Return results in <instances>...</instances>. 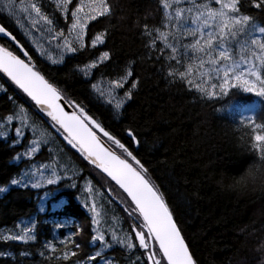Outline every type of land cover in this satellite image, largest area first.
Returning a JSON list of instances; mask_svg holds the SVG:
<instances>
[{
    "label": "trees",
    "instance_id": "obj_1",
    "mask_svg": "<svg viewBox=\"0 0 264 264\" xmlns=\"http://www.w3.org/2000/svg\"><path fill=\"white\" fill-rule=\"evenodd\" d=\"M38 2L54 19L57 28L66 29L64 17L54 11L53 0ZM108 2L112 6L111 15L90 22L85 38L87 41L93 34L105 32L104 43L95 48L86 46L67 56L61 64H52L40 56L15 19L6 13H0V25L16 36L31 56L36 70L53 83L69 103L82 106L141 160L151 181L163 193L197 264H264V191L238 194L216 183L221 172L238 174L257 159L256 154L245 147L250 144L251 128L240 120L242 116L254 115L257 123H264V107L254 108L247 115L236 112L234 107L261 104L260 99L232 90L227 96L207 100L185 83H169L170 78L161 67L162 61L146 47L147 37L142 34L144 23L149 26L161 23L158 0ZM259 22L264 25V16L259 17ZM0 43L27 60L13 42L0 39ZM101 51H109V59L93 68L89 76H84L77 66L93 60ZM128 67L133 75L122 93L133 80L138 84L132 90V98L117 114L91 85L116 79ZM0 84L6 89L0 92V118L18 111L17 105H23L31 122L47 129L51 138H55L43 145L34 157L25 158L23 153L34 138L31 129H26L20 142L13 144L18 123L9 125L0 119V125H4L0 131L7 133L6 138L0 137V186L8 188L6 193H0V237L19 232L25 222L35 224L36 235L35 241L27 243L0 239V251L9 253L0 256V264H72L76 257L68 261L58 259L60 253L49 252L44 245L51 242L56 248H62L60 241L77 227L80 231L73 239L80 244L78 257L83 260L98 250L99 243L90 242L91 216L77 199L83 194L81 186L88 180L100 188L103 200L122 229L130 232L131 221L120 203L123 196L118 187L68 148L50 127V120L3 73H0ZM126 129L134 131L139 145L129 141ZM56 146L64 149V154L76 167V188L69 187L71 181L66 178L39 189L11 185V178H19L33 165L51 162ZM115 150L120 154L119 149ZM18 154L20 158L14 159ZM45 197L64 201L58 210L44 211ZM58 220H66L70 226L56 230ZM142 251L138 247L131 251L114 247L103 256L116 264H139L136 257ZM98 262L99 258L93 264Z\"/></svg>",
    "mask_w": 264,
    "mask_h": 264
},
{
    "label": "snow or ice",
    "instance_id": "obj_2",
    "mask_svg": "<svg viewBox=\"0 0 264 264\" xmlns=\"http://www.w3.org/2000/svg\"><path fill=\"white\" fill-rule=\"evenodd\" d=\"M53 3L54 11L64 17L66 32L65 28L57 29L54 19L43 10L38 0H19V6L17 0H0V13L15 19L21 29L24 27L21 17L25 15L32 27L46 25L45 30L51 34L50 40L60 39L56 45L59 58L47 57L53 64L63 62L66 54L104 43L105 32L95 33L87 41L85 38L90 22L111 15L112 6L108 0H76L74 5L73 0H53ZM158 3L162 13L160 25L144 23L142 34L147 37L146 47L150 52L157 53L156 59L162 61L161 67L170 78L169 83H185L190 90H195L207 100L227 96L232 90L252 94L260 99L261 104L245 106L247 110L264 107V25L259 22V17L264 16V0H158ZM69 5H73L71 9ZM0 39L13 42L27 58L22 59L5 43H0V73L34 102L40 113L50 120L51 126L63 135L67 145L114 182L123 196L120 200L123 210L131 221L130 232L118 230L115 225L105 229L92 181L88 180L82 189L85 195L81 203L91 213L93 235L90 242L93 245L98 242V250L83 260L78 257L80 244L73 237L79 234V227L60 241L62 248H56L51 242H46L44 247L49 252H59L57 258L64 261L76 257L72 264H93L98 258L104 264H112L110 260L105 261L102 253L117 245L129 251L137 247L143 250L136 257L139 264H197L163 193L151 181L148 169L141 160L82 106L73 105L71 112L66 111L60 103L63 98L61 92L36 70L28 51L4 25H0ZM41 54H44L43 50ZM109 56V51H101L93 60L77 68L87 77L91 69L107 61ZM132 75L128 67L123 75L109 81L107 102L113 105L117 114L125 101L132 98V90L136 89L138 81L133 80L122 96H118L115 90L123 88ZM91 87L97 89V84ZM0 91H6L3 84H0ZM17 108L18 111L14 110L0 119L6 124L13 120L20 122V126L15 128L17 139L12 141L13 144L20 142L23 129H31L34 137L32 146L23 153L31 157L42 145L50 143L52 134L43 129L37 135L38 126L30 123L32 118L28 110L23 105H17ZM240 123L251 128L250 144L245 145L246 149L256 154L254 161L264 162V123H257L254 115L242 116ZM126 132L129 141L139 145L134 131L126 129ZM0 136L6 138L7 133L0 131ZM114 148L119 149L120 154ZM59 151L63 152L64 149ZM19 158V154L14 157ZM49 168L51 174L45 175L44 170ZM75 176L76 170L73 168L64 167L63 173L58 174L56 162L42 163L20 178H11L10 183L25 189L29 186L39 189L66 178L71 181L68 186L76 188ZM7 191V187L0 186V193ZM113 199L117 197L113 196ZM34 229L35 224H31L22 227L18 233L4 235L0 239L24 243L35 241ZM106 235L110 239H106ZM8 255L0 251V256ZM40 255L43 256L44 252Z\"/></svg>",
    "mask_w": 264,
    "mask_h": 264
},
{
    "label": "rangeland",
    "instance_id": "obj_3",
    "mask_svg": "<svg viewBox=\"0 0 264 264\" xmlns=\"http://www.w3.org/2000/svg\"><path fill=\"white\" fill-rule=\"evenodd\" d=\"M76 3V0H73V5ZM73 5H69V8L71 9V7ZM17 6H19V0H17ZM19 14V13H18ZM16 21V20H15ZM21 22L23 23L24 27L23 29H21V31L25 34V33H29L28 35L25 34V36L29 39V41L31 42V44L33 45L34 49L38 52V54L40 56H42L43 58L47 59L50 63L51 61L47 58L48 55H51L53 58H59V49H57L56 45L58 43H60V39H56V40H50V35L45 29L47 28L46 25H37L36 27H32V25L28 22L27 20V17L26 15L25 16H22L21 17ZM90 24V23H89ZM89 27V26H88ZM59 29V28H57ZM65 32H66V29H65ZM41 50L44 51V54L42 55L41 54ZM74 54V53H73ZM72 54H66L63 61L65 60V58L67 56H70ZM105 62V61H104ZM62 63V62H61ZM61 63H57V64H61ZM53 64V63H52ZM92 70V69H91ZM109 88V81H102L100 83H97V89H94L95 92L105 101L107 102V89ZM2 92V91H0ZM101 92H104V95H101ZM115 93L118 95V96H122L123 93H122V88H119V89H116L115 90ZM247 94V93H246ZM219 98V97H217ZM128 100L125 101V103L127 102ZM108 103V102H107ZM125 103L123 104V106L125 105ZM110 104V103H108ZM112 107L113 105L110 104ZM254 109V108H253ZM253 109L251 111L247 110L246 107H242V106H239V105H236V107H234V110L236 112H241L243 115H247L249 114L250 112L253 111ZM121 110V109H120ZM119 110V111H120ZM18 123V127L20 126V122L18 120H13L9 125H11L12 123ZM30 123L31 120H30ZM26 129L28 128H25L23 129V136L25 135V131ZM43 129L40 128L38 126V132H37V135H39V131H42ZM22 136V137H23ZM0 137H3V136H0ZM20 137V138H22ZM51 137H49V140L51 141ZM32 145H30L31 147ZM43 146V145H42ZM41 146V147H42ZM41 149V148H40ZM60 148H58V146H56L55 148H53V151H54V158L51 162H48L46 164H52L53 162H56L57 165H58V174H61L63 173L64 171V167H68V168H73L75 169L76 167L75 166H72V162L71 160H69V158L67 157V155L64 154V152H60L59 151ZM40 151V150H39ZM38 151V152H39ZM37 153H34L31 157H28V156H25V158H32L34 157ZM34 167H39V165H33L32 167H30L28 170L24 171L22 173L21 176H23L24 173H30L31 170L34 168ZM76 170V169H75ZM45 171V175H50L51 174V169H46L44 170ZM77 172V171H76ZM77 174V173H76ZM20 176V177H21ZM19 177V178H20ZM85 183L81 186V190L83 189ZM45 186H48V185H43L42 187H45ZM93 186V184H92ZM31 187V186H29ZM98 187V186H97ZM94 187L93 186V189H94V193H96V202H97V205H98V210L100 211L101 213V223L103 224L104 228L107 229L109 226H113L115 225L117 227L118 230H122V227H121V224L120 222L117 220V218L110 212V208L108 207V205L106 204V202L103 200L102 198V195H101V191H100V188L98 187ZM83 195H85L84 193L81 195V196H78L77 199L78 201L81 203V200L83 199ZM63 199H59V202H56L53 197H45L43 199V202H42V208L44 211H56L60 208L61 204L63 203ZM81 205L84 207V205L81 203ZM85 208V207H84ZM87 211L88 209L85 208ZM89 215L91 216V213L88 211ZM31 224H34L33 222L32 223H28V222H25L22 226V227H27V226H30ZM57 225H59V227H57ZM70 226V223L67 222L66 220H58L57 223H56V230L57 229H61V228H68ZM14 233H18V232H14ZM106 239H110V236L106 235ZM20 242V241H19ZM114 247H120V246H113L111 249H107L105 250L104 253L106 252H109L111 251ZM122 248V247H121ZM102 253V255L104 254ZM105 258V261H108V258L107 257H104ZM112 262V264H116L114 263L113 260H110ZM99 264H104V261H100Z\"/></svg>",
    "mask_w": 264,
    "mask_h": 264
},
{
    "label": "clouds",
    "instance_id": "obj_4",
    "mask_svg": "<svg viewBox=\"0 0 264 264\" xmlns=\"http://www.w3.org/2000/svg\"><path fill=\"white\" fill-rule=\"evenodd\" d=\"M216 183L238 194L264 191V162L250 161L238 174L221 172Z\"/></svg>",
    "mask_w": 264,
    "mask_h": 264
},
{
    "label": "water",
    "instance_id": "obj_5",
    "mask_svg": "<svg viewBox=\"0 0 264 264\" xmlns=\"http://www.w3.org/2000/svg\"><path fill=\"white\" fill-rule=\"evenodd\" d=\"M63 97V96H62ZM30 99V98H29ZM60 103L62 104V106L65 108V110L66 111H68V112H71L72 110H73V105L71 104V103H69L64 97L62 98V100L60 101ZM50 127L52 128V130L54 131V133L56 134V136L68 147V148H70L72 151H74L75 153H77L74 149H72L71 148V146L70 145H67V142L64 140V138H63V135L60 133V132H58L57 130H56V128H53L52 126H51V123H50ZM104 140L106 139V138H103ZM105 142H107L106 140H105ZM108 143V142H107ZM115 150V149H114ZM78 155H79V153H77ZM119 154V153H118ZM112 183H114V182H112Z\"/></svg>",
    "mask_w": 264,
    "mask_h": 264
},
{
    "label": "flooded vegetation",
    "instance_id": "obj_6",
    "mask_svg": "<svg viewBox=\"0 0 264 264\" xmlns=\"http://www.w3.org/2000/svg\"><path fill=\"white\" fill-rule=\"evenodd\" d=\"M108 260H111V259H110V258H108ZM97 264H99V262H98Z\"/></svg>",
    "mask_w": 264,
    "mask_h": 264
}]
</instances>
